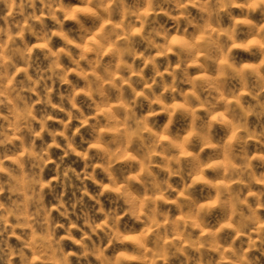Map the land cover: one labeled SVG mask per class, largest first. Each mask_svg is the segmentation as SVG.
<instances>
[{
  "label": "clouds",
  "instance_id": "clouds-1",
  "mask_svg": "<svg viewBox=\"0 0 264 264\" xmlns=\"http://www.w3.org/2000/svg\"><path fill=\"white\" fill-rule=\"evenodd\" d=\"M0 264H264V0H0Z\"/></svg>",
  "mask_w": 264,
  "mask_h": 264
}]
</instances>
